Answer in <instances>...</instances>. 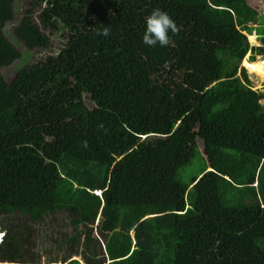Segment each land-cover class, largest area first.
<instances>
[{
    "label": "trees",
    "instance_id": "1",
    "mask_svg": "<svg viewBox=\"0 0 264 264\" xmlns=\"http://www.w3.org/2000/svg\"><path fill=\"white\" fill-rule=\"evenodd\" d=\"M13 3L0 0V264H264V87L242 61L260 9L32 0L7 38ZM153 9L180 28L165 48L141 43ZM34 51L49 53L27 65Z\"/></svg>",
    "mask_w": 264,
    "mask_h": 264
},
{
    "label": "rangeland",
    "instance_id": "2",
    "mask_svg": "<svg viewBox=\"0 0 264 264\" xmlns=\"http://www.w3.org/2000/svg\"><path fill=\"white\" fill-rule=\"evenodd\" d=\"M32 0H14L13 6H12V10H13V16L14 19L12 21V23H9L7 26H5L4 28V32L6 34V37L9 38L10 34L12 33L13 28L15 27V25H17L22 17L25 15V11L29 8V2H31ZM250 4L252 7L260 9V13L264 14V8L261 6V1L260 0H250ZM38 14V11H35L34 14V18L35 16ZM31 18L33 22L38 23L37 19ZM264 21H259V24L263 25ZM46 34H48L47 31H45ZM64 38H65V34L63 33H58L57 35H52L50 36V46L49 49L46 51H55L58 50L59 47H61L64 43ZM12 42V45L17 46L18 49H23V45H21L22 43L19 41H10ZM248 42H250L252 45H255V41H254V37L251 35L248 38ZM46 51H34V55L31 57V59L28 61L27 65H30L32 62L37 61V59L39 58H43V56L46 53ZM264 52V48H255L252 49V54L253 55V59H255L253 62L249 63L250 59L248 58V61L244 60L243 62L247 65L248 70L242 65H240V67L245 68L247 73H250V77L253 81V89L254 90H262L264 87V80H261L260 77L256 76L255 74H259L262 70H264V56H258V57H254L256 54L258 53H262ZM18 67V64H13L12 66H10L8 69H6L4 71V79L5 82L8 83L14 76L16 70ZM21 67H25V66H21ZM20 67V68H21ZM200 146V144H199ZM198 165L196 162L193 163V165L189 168V167H185L184 169H182L180 171V177L183 181H185L186 179L189 178L190 175H194L198 173Z\"/></svg>",
    "mask_w": 264,
    "mask_h": 264
},
{
    "label": "clouds",
    "instance_id": "3",
    "mask_svg": "<svg viewBox=\"0 0 264 264\" xmlns=\"http://www.w3.org/2000/svg\"><path fill=\"white\" fill-rule=\"evenodd\" d=\"M143 25L141 43L148 48H165L169 46L171 43V37L180 31V28L172 17L169 16L167 12L160 9L151 10V12L143 18ZM242 34L246 36L248 41V36L250 35H247L246 32H242ZM97 35L104 38L109 37L110 26H100Z\"/></svg>",
    "mask_w": 264,
    "mask_h": 264
},
{
    "label": "crops",
    "instance_id": "4",
    "mask_svg": "<svg viewBox=\"0 0 264 264\" xmlns=\"http://www.w3.org/2000/svg\"><path fill=\"white\" fill-rule=\"evenodd\" d=\"M262 15V21L264 20V14H261ZM259 23H257L256 25H252V32L250 34V36L252 35L254 37V41H255V45H252L250 42L248 43L249 44V50L248 52L246 53V55L244 56V60L248 61V58L251 59V57L253 55L252 54V49H255V48H264V23H263V32H259V27H258ZM249 38V36H248ZM258 56H264V52L263 54H256L254 57H258ZM255 60V59H254ZM264 69V68H263Z\"/></svg>",
    "mask_w": 264,
    "mask_h": 264
}]
</instances>
